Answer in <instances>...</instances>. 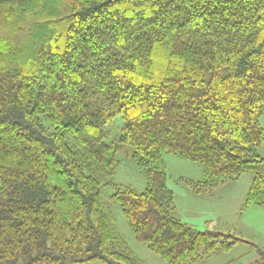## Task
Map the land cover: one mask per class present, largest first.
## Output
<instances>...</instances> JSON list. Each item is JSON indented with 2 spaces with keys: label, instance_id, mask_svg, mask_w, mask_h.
Wrapping results in <instances>:
<instances>
[{
  "label": "trees",
  "instance_id": "1",
  "mask_svg": "<svg viewBox=\"0 0 264 264\" xmlns=\"http://www.w3.org/2000/svg\"><path fill=\"white\" fill-rule=\"evenodd\" d=\"M263 114L264 0H0V264H144L102 200L126 145L147 184L111 201L166 264L250 243L175 215L165 154L264 205Z\"/></svg>",
  "mask_w": 264,
  "mask_h": 264
},
{
  "label": "rangeland",
  "instance_id": "2",
  "mask_svg": "<svg viewBox=\"0 0 264 264\" xmlns=\"http://www.w3.org/2000/svg\"><path fill=\"white\" fill-rule=\"evenodd\" d=\"M264 127V114L260 119ZM124 121L117 116L106 130V142L115 143L123 134ZM264 153V148L259 149ZM121 163L113 182L102 188L105 211L115 229L123 236L144 264H166L146 244L139 241L122 212L121 206L111 201V195L118 187H133L140 191L147 184V177L133 159L132 147L126 145L119 154ZM168 186L175 193V215L185 224L201 230H218L225 235H233L264 248V205H246V195L252 182V174L245 173L240 179L226 181L212 191L196 193L188 181L205 178L204 167L197 162L183 159L175 154L166 153ZM250 243H239L229 252L208 254L204 262L194 264H252L260 259L258 250ZM68 264H102L88 261Z\"/></svg>",
  "mask_w": 264,
  "mask_h": 264
}]
</instances>
